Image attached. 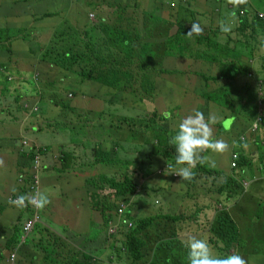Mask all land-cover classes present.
<instances>
[{
	"label": "trees",
	"instance_id": "trees-1",
	"mask_svg": "<svg viewBox=\"0 0 264 264\" xmlns=\"http://www.w3.org/2000/svg\"><path fill=\"white\" fill-rule=\"evenodd\" d=\"M4 1L7 3L6 5H4ZM76 1L80 7L89 4L88 0ZM114 1L118 2V4L114 5L113 11L122 10L126 13L129 7L132 10L130 14H127L130 20H127L126 28H124L121 22L123 20V14H118L119 22L111 27V30L107 28L102 29L101 26L96 30L97 24L88 19L84 24L85 29L74 31L70 28L68 34L72 32L71 34L63 33L57 42L56 40L54 42L51 40L49 44L41 48V51H37L33 48L34 41L32 39L36 38V34L41 31L42 27L44 28V17H50L51 15L39 16L35 14L30 16L32 22L29 21L30 24L24 28H0V31L2 30L0 32V53L5 50L7 54L4 60L7 59L16 62L26 61L27 59L24 55H29L28 70L32 72V77L39 85L45 89L55 88L58 84L64 86L65 82H67L66 84L78 85L91 81L99 84L102 90L103 88H107L108 96L106 98L108 99L113 97L116 90H125L133 93L125 104L132 107V109H139L141 112L129 124V138L133 144H142L143 140L148 142L150 136L153 135L158 139V146L154 147L155 150H152L149 154L150 156L147 158L141 159L139 157L137 159L136 167L141 168L144 173L143 178L145 180L143 183L136 177V170H131L129 163L124 168L119 165V169L116 171L120 177L119 179L111 178L108 174L103 176L94 174L84 182L78 181L81 177L79 176L78 178V175H76L78 179L74 180L75 182L77 181L75 185L79 192L82 193L78 200V205L80 207L85 204L88 205V198L84 197V183H86V194L90 198V204L88 205L90 214L92 213L93 218L94 213L97 212L100 218L99 223L101 226L103 225V228L97 229L94 221L91 220V231L94 235H88L84 238L85 234H82L80 237L88 239L89 242L91 240L92 244L95 239L99 240L104 235L110 222H115V218L118 216L116 210L117 205L121 202L130 203L132 197L137 194L138 188L142 191L147 186L146 195L152 190L161 192L163 198L165 197L166 199L164 201L165 206L160 209H152V205L151 209H149L150 205H148V208L146 205L142 208L139 207L140 213L132 219V228H128V225L124 223L118 231V234L121 233L124 236L121 250L117 248L118 242L112 240L115 239L114 236L105 238L106 241L108 240L111 244L114 253L117 255V259L120 261L124 259L126 264H189L188 249L185 247V243L191 237V234H187L185 237L184 231L187 229L193 230L192 227L185 228V225L188 220H192L196 216L192 217L193 214L191 213H174L171 206L174 207L175 204L170 200L172 198L171 186H164L167 174L160 171V169H163L169 162H175L176 150L175 146L170 143V140L176 134L173 131L176 127L175 125L170 126L173 123L169 119V115L173 118L171 115L172 111L168 110V107L160 110L158 107L159 99L153 97L154 95H159L157 86H163L160 84V81L156 83V79L161 74L167 75V73H170V69L165 70L162 67L161 64L163 63L174 62L178 64L175 65L176 69L186 70L189 67L184 68V65H181L185 63V59H187L185 64L200 65L197 60L208 61V58L214 60L215 57H219V61L222 62L219 66L222 70L226 71V74L221 73V76H225V79L229 83L237 77L244 79L246 83L250 82L256 86L255 79L249 77L248 74H257L258 77L260 76L264 79L262 72L264 71V20H261L258 15L253 17L251 15L252 11L249 9L247 10L248 14L246 16L238 17V33L241 37H244L242 40L235 41L236 45L241 44L244 47L239 52L238 49L233 50L229 48L234 42L231 37H229L225 45L214 44L211 47L212 42L208 38L207 33L194 34L191 37L186 35L190 28L185 27L181 21L182 13L191 12L192 17L196 14L188 8V5L184 6L182 2L175 3L172 9L170 8V13L157 20V25L158 23L160 25L159 28L156 26L152 29L147 18L144 22L143 29H140L138 23L134 25L136 23L132 21L134 17L140 14L139 8L141 5L138 0H128L132 4L125 3L122 0ZM10 4L16 6L15 11ZM28 4L27 0H0V24L10 23L13 24L11 26H18L19 24L16 23V20L25 18L22 11L19 12L20 7ZM143 8V16H152L153 21L158 18L154 16L159 11L158 7L150 8L144 6ZM171 17H174L175 21H172ZM89 25L91 26L89 27ZM167 25L170 27L167 28L168 31L167 29L163 30L162 27ZM160 29L161 31L159 32ZM249 29H251L252 34L248 38L246 32ZM139 30L144 33L141 34ZM194 37L197 39L195 50H189L188 45L194 41ZM249 39L256 40L255 44L251 45ZM21 40L25 41L26 45H19ZM203 40H207V50L202 48ZM55 42L56 47H53ZM58 45H60L61 50H58ZM23 46H26V48L24 49ZM246 50L250 51L249 54L246 53ZM257 58L258 60H255ZM227 62L230 65H227ZM198 72L202 74L201 77L205 79V83L209 79H214L212 75L207 76L205 64L198 69ZM208 86L212 85H205V88H208ZM165 88L167 90L169 89V87ZM215 90L216 87H211L212 92H215ZM71 93L72 95L74 94L73 92ZM123 95L118 101L121 105H124ZM142 96L148 99L147 102H150L153 106V109L148 113H146L147 104L140 101ZM53 99V103L57 104L55 102L56 98ZM207 99L209 104L211 102L216 107L224 105V99L218 101L217 98L214 100L210 96ZM112 101L111 99L110 102ZM141 116L143 118H140ZM137 124L144 129V133L140 139L133 136ZM112 142L110 140L109 145L113 144ZM263 145L264 141L255 144V149L252 151V153H255V157L262 155L264 159V152L261 154V151L264 149ZM98 153L101 161L104 163L106 153L108 152L98 150ZM237 153L239 154V160L235 163L234 168L229 166L227 168L223 167L226 169L218 170L202 162L198 163L195 169H193L195 178L189 182L190 187L195 186L194 184L198 178H216L214 180L223 178V181L218 187V198L215 199V204L220 203L223 206V210L218 211V213L216 212L217 222L210 229V235L212 236L210 238H204L199 235V238L207 239L215 253L221 257L227 256L233 251L239 255L245 254L246 258L249 259L256 257L254 258L256 261L264 264V253H257L259 248L258 242L253 241V244L256 245L252 244L253 247L256 246V251L252 250L247 252L250 245L242 239V234L239 233V229L231 213L226 210L228 208L227 204L234 200L235 185L244 191L241 194L249 192L242 185L243 176L247 175L245 169H249L245 168L247 165L245 159L247 158L244 157V152L237 151ZM62 154V157L59 158V161L55 165V169L61 168L58 171L60 175H68L69 172L75 173L77 169L68 166L71 155L65 154L64 152ZM248 157L253 159V156ZM110 160L114 162L113 165L121 162L116 158H111ZM230 160L232 161V159ZM261 164L263 165L262 162ZM29 170H31L30 167L27 169L20 168L19 173L22 174L25 171L27 172V177L30 178ZM241 174L243 176H240ZM170 177V179H176L172 175ZM172 187L176 189L174 185ZM108 189L114 192L109 196L111 200L107 199L103 194L104 190ZM17 190L22 193L27 191V183L19 184ZM175 193L178 194L177 191ZM250 195L253 209L255 208L254 203L257 206L255 220L264 224V207L259 204L257 199L253 198L252 194ZM243 198L244 196H241L238 201ZM183 204L184 202H182L181 209L183 208ZM10 208L14 210L16 207L11 206ZM18 216L17 219H12V222L10 219L8 220L5 226V229H9L8 232L3 231L0 233V241L4 242L5 249L10 254L18 246L21 236L19 234V225H17V223L21 222V215ZM130 219L131 214L129 212L125 220ZM257 222H255L256 225H258ZM14 224L16 227L12 228ZM93 226H95V229H93ZM44 229L47 230L50 228ZM54 229L56 230L55 232L47 230L49 232L46 231V233L38 235L43 244L42 251L45 253V257H37L33 249L24 245L20 248V251L22 250L21 254H17V264H103L102 262L97 263L96 258L100 257V255H96L95 248L91 249L88 253H85L86 250L84 247L82 250L72 248L68 249L66 255H64L60 252L61 248L57 247L61 245L63 238L58 233L60 231L57 230L56 226H54ZM252 231L253 229L250 230V232ZM194 236L198 237V235ZM76 237L79 238V236ZM71 239L75 240L74 238ZM38 242L40 243V241ZM87 247L90 249V246L87 245ZM48 249H51V251L49 252ZM27 250H31V253H26ZM120 251L123 257L120 255ZM1 254L2 251H0V261L2 258ZM57 258L61 259L58 260ZM42 259L46 262H42Z\"/></svg>",
	"mask_w": 264,
	"mask_h": 264
},
{
	"label": "rangeland",
	"instance_id": "rangeland-1",
	"mask_svg": "<svg viewBox=\"0 0 264 264\" xmlns=\"http://www.w3.org/2000/svg\"><path fill=\"white\" fill-rule=\"evenodd\" d=\"M28 5L20 7L19 12L22 11L23 16H25L24 19L16 20L18 26H11L13 24H5L1 23L0 28L10 27V28H24L25 26L29 25V21L32 22V19L30 16L32 15H51L50 17H44V28L42 27L41 31L36 34V38H33L34 41L33 48L37 51H41V48L49 44L50 41L56 42L58 41L61 34L66 33L68 34V31L70 28H72L74 31L76 30H82L84 28V24L88 19H90L91 22H96L97 29L99 27V24L102 29H112L116 23L119 22L118 14H123V20L121 21L123 23L124 28L127 27V20L128 15L131 13V9L127 8V12L124 13L122 10L113 11L111 8H114L115 4H118V2L114 0H88L93 6L85 5V7H80L77 4L76 0H27ZM140 1V0H139ZM86 3V2H85ZM7 3L4 1V5ZM12 9L15 11L16 6L14 4H10ZM140 10H143V7L140 6ZM258 10L264 11V7H259ZM18 12V13H19ZM111 13V14H109ZM143 15V13H141ZM135 18V22L137 25L138 19ZM150 22V27L154 29L156 26H159V23L157 25V20L160 19L158 17L156 20L153 21L152 16H148L145 18ZM105 19V20H104ZM172 21H175L174 17H171ZM70 21V22H68ZM181 21L183 22L184 26L191 29V25L194 23H198L201 27H203L205 24L202 22L204 21L203 18H199V22L197 21H188L187 23H184V19L181 18ZM181 22V23H182ZM141 23V21H140ZM26 24V25H25ZM186 24V25H185ZM220 27H221V23ZM23 25V26H22ZM141 25L138 23V26ZM2 26V27H1ZM91 25H89L90 27ZM109 26V27H107ZM231 28L230 32H227V34H232V37L234 40H242L244 37H241V35L238 32V23L235 26L228 25ZM170 28L169 25L162 27V29ZM219 28L213 27L209 28L208 30H203V32H208L209 30L217 31ZM2 31V30H1ZM0 31V32H1ZM161 29L159 30V32ZM168 31V29H167ZM202 32V33H203ZM70 32L69 34H71ZM68 34V35H69ZM246 34H248V38L250 37V34H252L251 29L247 30ZM225 35V34H223ZM144 36V35H143ZM226 36V35H225ZM52 37V39H50ZM227 37V36H226ZM64 40H66L65 37H63ZM56 42L53 45V47H56ZM256 40L249 39V43L251 45L255 44ZM24 44L26 45V42L21 40L19 42V45ZM25 49L26 46H23ZM44 49V48H43ZM46 49V48H45ZM236 49L243 50V45H238ZM4 50V49H3ZM58 50L60 49V45H58ZM249 50H246V53L249 54ZM7 54V52L4 50L2 53H0V59H4ZM26 54V53H25ZM26 56V61L22 62V65L27 66L29 64V55ZM33 57V55L31 54ZM194 58V57H192ZM255 60H258L255 59ZM210 61V62H209ZM187 62V59H185V63ZM198 64L200 65H189V64H181L185 65L186 67H189V69L181 70L176 69L175 65H178L177 63L173 64H161L162 67L167 70L170 69V73H167V75H172L174 77V80L170 77L168 79H165V76H161L159 78V81L163 82L162 86H157L159 89V95H154V98L159 99L158 107L161 110L162 108L165 109V107H168V110H171V115L176 118V120L179 118V121H181L184 117L191 114L193 110H197L195 106H192L191 103L197 104L200 103L202 105L203 101L205 99L209 98V96L214 95L218 101L221 99H224L223 101L227 100H239L244 95H239L242 91H244V88L242 84L239 82L237 78H234L230 85L227 79H225V76H221V73L226 74L225 70H222L219 64H222L221 61H219V57H215L214 60L211 58H208V61L203 60H197ZM205 64L206 66V74L207 76H214V79H209L207 82L212 84V86H208L206 91H201V95L203 98L201 100L194 97V95H197L196 92H200V76L201 73L198 72V69ZM227 65H230V63H226ZM38 67L37 65H35ZM21 70L24 69L23 66H20ZM18 71L14 74H16L13 79V85H16L19 78H32V72L29 70H23L24 75L22 74V71ZM183 71V72H182ZM185 71V72H184ZM263 77H264V71ZM9 73V72H8ZM260 73V72H259ZM37 74V73H36ZM25 75H29L28 77H25ZM224 78V79H222ZM255 78H258V75H255ZM2 85L0 84V97L2 94V89L4 86V89L6 90V87L8 86L7 78L1 77ZM28 83L34 88V93H38V88H35L32 85L31 81H28ZM64 83V86L56 85L55 88H48L44 90V97L45 100L43 104H41V111L39 108L40 102L38 101V96H33L34 94H30V96H25L20 100L17 101V98H14L9 93H5V100L4 102L0 103V205L5 207L4 210V220L9 217L10 215V208L11 206L8 205V203L5 205V201L7 196H12L15 194V191L18 188L19 180H22L23 183L30 182L29 178L27 180V172L23 171L22 174L19 173V171L13 166V158H12V148L13 144L11 142H7V144H4V141L9 138V135L6 131V128L12 125L17 120L16 117H20L22 119L26 118V116L29 114V112L24 109H33L34 105L36 107L34 108V111L37 112L39 115V119L35 118L36 115L30 117L27 119L26 124L22 125L20 121H15L20 124L21 127H19V130L16 134V138L19 139L22 136H26L29 140L33 141L34 143L39 142L44 147L47 148L48 154H52L55 147H58L62 152L65 154L71 155V160L68 163V166L70 168L77 169V167H81L83 164L86 165L84 168H88L89 171H97L98 173H102L104 169H108V175L111 178L119 179V175L116 173V171L119 169V166L113 165L114 162L111 161V158H116L120 161V158H124L125 166L127 167V163L131 162L133 165L130 167L131 170H136V177L139 179L141 183L144 181L143 178V171L141 168H137V164L135 162L137 161V156L141 152L139 151H145L149 152L152 150H155L154 147L158 146V139L154 137L153 135L150 136L149 142L143 140L141 146L137 144V150L135 149L131 150L129 149L127 151H122V145L119 144V142L123 139V133L118 129V127H124L127 126L124 122L132 123L134 121V118L139 116L140 110L139 109H132V107L125 104L127 100H129L133 93H130L128 91H115L113 94V97L111 98L113 101L110 102L111 99L106 98L108 96L107 88L101 89L99 84H96V82L88 81L85 83H81L78 85H72V84H66ZM27 85V84H26ZM165 87H169L167 90ZM211 87H216L215 92L211 91ZM199 88V89H198ZM246 88V87H245ZM248 88V94L250 97V100L247 104V108L245 109L243 107V103L238 106L239 107V116L242 118L240 121H250L254 120L252 113L255 112V110L260 108L258 100L259 97H257L258 91H256L255 87L252 85H247ZM218 91V92H217ZM29 91L28 93H30ZM69 92H73L72 99H69ZM217 92V93H216ZM123 95V102L124 105L118 104L116 101H119ZM244 94V93H243ZM87 96V98H85ZM93 96V97H92ZM201 97L200 95H198ZM152 97V98H153ZM9 98L12 99L13 102H9ZM55 99V103L54 99ZM53 99V101H52ZM142 103L147 104L146 113H148L150 110L153 109V106L150 102H147L148 99H146L144 96H142L141 100ZM254 101V102H253ZM83 102V104L81 103ZM138 102V101H137ZM255 103V104H254ZM219 105V104H217ZM145 106V105H144ZM222 107H226V105H219ZM255 106V110H250V108ZM212 108V107H211ZM213 108H217L213 105ZM144 111V110H142ZM139 114V115H137ZM137 115V116H136ZM258 116V115H257ZM28 117V116H27ZM140 118H143L141 116ZM257 118V117H256ZM235 123L234 130L231 131V135L237 134V131H239V124L237 120H221V125H231L232 123ZM39 125L40 131H33L31 126ZM27 125V128L29 131H26L24 128ZM179 122L176 123V129L174 132L176 133L178 130ZM220 125V122L215 124V127ZM174 127V128H175ZM132 129V128H131ZM248 130V129H244ZM221 130L217 129V135L219 138L222 136L219 134ZM144 133V129L137 124L136 130L133 134L134 137L137 139H140L142 137V134ZM230 135V136H231ZM240 135H236V137H239ZM256 139L258 142L264 141V127L263 125L260 127L259 131L255 134ZM109 137H112L116 144H110ZM257 142V143H258ZM37 143V144H39ZM119 144V145H118ZM264 146V145H263ZM95 149V151L93 150ZM254 148H249V150H253ZM28 150V149H27ZM98 150L107 151L106 153V160L103 163L101 161V158L99 156ZM92 151L91 156L95 158L94 160H89V153ZM247 151L243 150L242 152ZM264 152V149L261 151V154ZM109 154V155H108ZM20 155V154H19ZM209 155V159L207 161L208 166H212L218 170H223L227 167L228 162H230V152L227 151L223 154L219 153H204V156L207 157ZM8 156L10 158L7 163L3 164V157ZM141 157V154H140ZM24 158V157H23ZM142 158H146L142 157ZM98 159V162H97ZM123 160V159H122ZM134 160V161H133ZM246 160V167L249 169H245L247 172L246 176H243L242 174L240 176H243V182L242 185L244 188L248 189V193H242L244 192L238 188L237 185L234 186V200H232L229 204H227V212L231 213V216L237 225L239 229V233L242 234V239L247 241L250 245L248 251H256V246L253 247V241L258 242L259 248L257 250L258 254L264 253V224H261L262 222H257L255 220L256 213L255 210L257 208L256 203H254L255 208L253 209L252 201L250 200V194L253 195V198L257 199L259 204L264 207V159L263 156H257L253 159H245ZM24 163L20 162L21 165H16L17 168H26L25 164L28 160H25ZM205 162V161H204ZM263 163V165L261 164ZM101 163V164H99ZM253 163V164H252ZM113 165L112 167H109ZM174 168L177 169L178 165L173 164ZM109 167V168H108ZM116 168V169H114ZM61 168H58L54 170V172L60 176L59 170ZM79 171V170H77ZM88 171V170H86ZM112 171V172H111ZM162 172L167 173V177L164 186H171V194L172 198L170 199L172 203L175 204V206H171L174 213H184L193 214L192 220H188L186 227H192L193 230L187 229L184 231V236L186 237L187 234H191V236L198 235L197 238H199V235L201 237H207L210 238L212 235H210V229L215 225L217 222V216L216 214L218 211L223 210V206L219 204H215V199L218 198V187L220 186L221 182L223 181V178H220L218 180H214L212 178L206 179V178H198L195 186L190 187L189 182L187 180L182 181L181 177H177L178 179H170L171 174L170 171H167L166 169H162ZM54 172H47L45 175H51L57 178L58 182H63L61 186L56 190L53 191V186H47L45 188V194L50 200V204L47 207V209H53L61 208L63 205V208L61 210V217L62 219L58 220V224L60 227H65V223H67L66 218L68 215L72 212L75 214H78V211H81L77 207L78 203V196H73L70 193L74 191L73 184L71 186H68V182L71 180H66L63 177H57ZM175 172V171H174ZM18 174V179L17 175ZM44 174L42 173V176ZM175 175V174H174ZM242 178V177H241ZM183 183V184H182ZM86 185V183H84ZM174 185L176 189L172 187ZM155 187V186H152ZM250 187V188H248ZM157 188V187H155ZM110 189V188H109ZM106 190L104 191V196H107V199L111 200L109 196H111L114 192L113 190ZM12 190V191H11ZM147 186L143 188V190H139L136 195H134L130 201V203L124 202L127 206V208H133L134 214L138 215L140 213L139 207H146L148 208V205H150L149 209H160L163 206H165L166 199L163 198V195L161 192H156L155 190H152L149 194L146 195ZM158 190V189H156ZM175 191L178 192V194L175 193ZM186 192L187 195H186ZM247 192V191H246ZM63 194V196H61ZM22 195V192L18 196H12L14 199L18 198ZM241 196H244L243 199L240 201L239 198ZM163 200V201H162ZM174 201V202H173ZM238 201V203H236ZM110 202V201H108ZM182 202L183 208L181 209ZM225 205V203H224ZM117 210V207H116ZM24 212V211H22ZM82 212V211H81ZM217 212V213H216ZM198 213V214H197ZM197 214V215H196ZM135 215V216H136ZM47 216V215H46ZM49 216H47L48 218ZM60 217V216H59ZM118 218H115V222H111V229L113 231V234H115V239L117 243V248L120 250L122 249V242L124 240V236L119 233L117 230V222ZM11 220V219H10ZM43 221V218L41 219ZM258 225H256V223ZM68 228V224L66 225ZM250 232V230H252ZM109 230V234H112ZM36 229L34 230V232ZM34 232L31 234V236L34 234ZM22 233L21 227L19 234ZM40 234V232H38ZM31 236L27 237V244L28 246L34 250V254L37 257L42 258V247L43 244L39 243L38 241L34 240ZM105 238H109L108 235V229L104 232ZM183 237V236H182ZM36 241V242H35ZM253 244V245H252ZM37 245V246H35ZM111 248L110 253H105L102 256L97 258V263H103V264H126L125 260L123 259L120 261L117 259V255L114 253V250ZM247 249V248H246ZM49 252L51 249H48ZM245 252V251H244ZM234 253L233 251L230 252V254ZM246 253V252H245ZM120 255L123 254L120 251ZM2 258L5 256L1 254ZM244 257L247 261V264H263L260 261H256L252 257L251 259L246 258L245 254L241 255ZM123 257V256H122ZM261 258V257H258Z\"/></svg>",
	"mask_w": 264,
	"mask_h": 264
},
{
	"label": "crops",
	"instance_id": "crops-1",
	"mask_svg": "<svg viewBox=\"0 0 264 264\" xmlns=\"http://www.w3.org/2000/svg\"><path fill=\"white\" fill-rule=\"evenodd\" d=\"M122 1L125 2V3L128 2V3L132 4V2H129L128 0H122ZM138 2L140 3V5L142 7H144V6H146V7L148 6L150 8H154V7L157 8L158 7L159 11H157V13H156L157 15H154V16H157V17H160V18L161 17L163 18V16H165L168 13H170V8L172 9V7L170 6V3H176L177 4L178 2L179 3L182 2L184 4V6L188 5L189 6L188 8L190 10H192L197 16L195 15V16L192 17V13L191 12L182 13V15H183L182 19H184V23H187L188 21H191V22L192 21L193 22L197 21V22H199V18H203L204 21L202 22V24L203 23L205 24L202 27L203 30H208L209 28H213V27L219 28L217 31L209 30L208 32H204V33H207L208 34V38L211 39V42H212L211 45H210L211 47L214 44L225 45L226 42L228 41L229 37H231L233 39L232 34H227V33L221 31V27H220L219 23L223 22L225 25L235 26L238 23V17L239 16L240 17L246 16V14H248V11H247L248 9L250 11H252L251 15H253V17L256 16V15H258V16L259 15H263L264 16V11L258 10L259 7H264V0H248V3L245 6H239V7H235V6L231 5V4H229L228 0H166L165 2H162L161 0H140V1L138 0ZM88 6H93V4H91L89 2ZM140 8H139L140 14H138L136 17L138 19V23L141 24V25H139V28L143 29L144 22L146 21L145 18L147 16L145 17V16H143L141 14L143 12V10H140ZM111 10H113V7L111 8ZM241 10L245 11V15H243V16L240 15L239 12ZM152 13H154V12H152ZM238 13H239V15H238ZM109 14H111V13H109ZM260 19L264 20V17L260 18ZM128 20H130L129 16H128ZM132 21L135 22V18H133ZM140 21H141V23H140ZM94 23L96 24V22H94ZM99 26H100V24H99ZM158 28H159V26H158ZM139 32L141 34L144 33L143 31H140V30H139ZM223 34H225L227 37L225 35H223ZM50 39H52V37ZM236 40H238V39H236ZM236 40H234V42L229 46L230 49L237 50L236 47L238 45H236V43H235ZM196 42H197V39L194 37V41L189 43L188 49L189 50H195ZM202 48L204 50H207V40L206 41L205 40L202 41ZM240 51L241 50H239V52ZM4 61H6V63H7V65H8L10 70H9L8 74L0 72V84L2 85L1 77H6L7 78V82H8V86L6 87V90L4 89V86H3L2 94H1V97H0V103L4 102V100L6 98L5 97V93L6 92L11 94L12 96H14V98H17L16 102H19L25 96H30V94L31 95L34 94L33 96H38V100L40 102V104L38 106H39L40 111H41V104H43V102L45 100V97H44L45 88H42L39 85V83H38V86L36 84H33L32 78H30V79L29 78H27V79L26 78H19L17 84L13 85V82H14L13 77L16 75V74H14L15 71L16 72L20 71L21 70L20 66L24 67V69H23L24 71L28 70L29 67L22 65L21 61L16 62V61H11V60H7V59L4 60ZM166 64H173V63L172 62H168ZM179 66H180V64H179ZM184 68H187V67L184 65ZM23 70H21V71H22V74L24 75ZM162 75L165 76V79H168V78L171 77L174 80V77L172 75L169 76V75H166V74H161L160 76L157 77L156 83L159 82V78ZM28 76L29 75H25V77H28ZM9 77H11V78H9ZM199 79L201 81L200 86L202 87V89L198 88L200 90V92H196L197 95H194V97L199 99V100H201L203 98V96L201 95V93H202L201 91H206L205 90V85H212V84H210L208 82L205 83V79L203 77H201V76H200ZM237 79L239 80V82L242 84V86L244 88V91L239 93V95H244V96H242V98H240L239 100H227L226 99L225 100V102L227 103L226 107H223L221 109H219V107H217L215 109V108H213V103L210 102V104H209L208 101L205 99V101H203L202 105L200 103H197V104L191 103V108H192V106H195V108L197 110H200V111H202L204 113L206 118H207V116H208V114L210 112H214L219 117L222 118L221 120H225V121H227V120H237L238 124H239V131H237V134L231 135V131L234 130V126H235L234 122L231 125L229 124V125H223L222 126L221 125V121H220V125H218L217 128L215 127V125H213L214 136L217 139H223L226 142H228L229 145H230L229 151L232 150V149L235 150V152L247 150V151H244V153H245L244 157L250 159V157H248V156H253V158H255V153H252V151L255 149V144L258 142V140L256 139V136L245 135V132L249 130L250 126L255 121V119H256V117H257V115L259 113V110H258V108L255 110V106L250 108V110H255V112L252 113L254 120L240 121V120H242V118L239 116V107L238 106H240L241 102H242L243 103V107L245 109H248L247 108V104H248V102L250 100V97H249V94H248L247 85L248 86L249 85L254 86L256 91H258L257 97H259V90H258V87H257L258 80H257V78L255 79V81H256V86H255L254 84H252L250 82L246 83L244 81V79H242V78H237ZM260 79H263V78H260ZM28 81H31L32 85L35 88H38V90H39L38 92H40V94L33 92L34 88L28 83ZM261 81L262 80H260L259 82H261ZM230 83H229V85H230ZM160 84L163 85V82L160 81ZM29 91H31V92L28 93ZM198 95H200L201 97H199ZM210 97H213L214 100H216V97L214 95H211ZM14 98H9L8 101L9 102H13L12 99H14ZM85 98H87V96ZM81 103L83 104V102H81ZM27 116H26V118L29 119L33 115H31V116L27 115ZM26 118L22 119L20 117H16L17 120H15V121H20L22 123V125H24V124H26V121H27ZM35 118L39 119L38 116L35 117ZM169 119H170V121H173V123L170 126H172V125L176 126V123H178V122L180 123L179 118L176 120V118H174V117L171 118L170 115H169ZM15 121H12L14 123L6 128V131H7L8 135H9V138L4 141V144H7V142H11L13 144V148L11 150L12 153H13L12 154L13 166L19 171L20 168H17L16 165H21L20 164L21 160L24 163L23 160H24L25 157L23 158V156L19 155L20 153H19V149H18V139L16 138V134H17V132L19 130L20 124L18 122H15ZM263 127H264V125H263ZM24 128L26 129V131H29V129L27 128V125ZM31 128L33 129V131H40L41 130L40 126L39 125H35V124H33L31 126ZM122 128H123V130L121 132L124 135H123V139L119 142V144L122 145V148H123L122 151H127L128 152V150L131 149V147H132L131 150L135 149V151H136L137 150V144H133V142L129 138V127H122ZM245 128L248 129V130H244ZM217 129L221 130L220 131L221 133H219L222 136L221 138H219V136L217 135V133H218ZM174 130L175 129H173V131ZM240 134H241V136L236 137V135H240ZM243 136H247V137H245L246 138V141H244L245 143L242 142ZM110 140L113 141L112 143L116 144L115 140L112 137H109V141ZM233 142H235V146H233ZM37 143H39V142H37ZM244 144H247L248 147L247 148L243 147ZM40 145H42V144H40ZM138 145L141 146V143H138ZM252 147L254 149L253 150H249V148H252ZM0 148H1V144H0ZM93 151H95V149ZM210 152H211V150L207 151L206 153H210ZM91 153H92V151L88 155L89 160H94L95 158H93L91 156ZM150 153H151V151H149V152L141 151V153H140L141 154V159H145V158H142V157H145V156L147 158L148 156H150L149 155ZM140 154H139V156H137V159L140 157ZM62 155H63L62 151L58 147H55V149L52 152V154H48V150L46 148V152L43 154V169H42V173L44 175L42 176V192L41 193H43L44 195H46L45 194V188L47 186H49V185L53 186L52 190L56 191L61 186V184L63 183V182H61V183L58 182L57 178L52 176L53 173L51 175H45V173H47V172H54V170H56L55 169V165L59 161V158L62 157ZM207 157L209 159V155H207ZM10 158H8V156L3 157V160H2L3 164L7 163V161ZM122 159L120 158L121 162L117 163L116 165L117 166L120 165L121 167L124 168V167H126L125 164H124L125 161H124V158H122ZM208 159L205 160L206 164H207ZM230 159H231V157H230ZM25 160H28V159L25 158ZM128 163L130 164V166L133 165L131 162H128ZM99 164H101V163H99ZM135 164H137V161L135 162ZM172 164H176V163L172 162ZM226 164H228L227 167H229L230 164H231V160H230V162H228ZM29 165H30V162L28 160L26 162V164H25L26 169H27V167H29ZM83 166L85 167L86 165L83 164L81 167H77V170H79V171H76L75 173L69 172L68 175H60L61 177L65 178L66 180L71 179L67 184H68V186H71L73 184L74 191L72 193H70V194L73 195V196L74 195L78 196V200L80 199V196H81L82 193L79 192L77 186L75 185V183L77 182V181L76 182L74 181L75 179H78L79 176H80L81 178L78 181H84L85 182L86 179H88L91 175L95 174V175L103 176L105 174H108L107 171H109V170H104L102 173H98L97 171H89L88 168H84V170H83ZM224 166L225 165H223V167ZM86 170H88V171H86ZM16 175H17V179H18V174H16ZM76 175H78V178H76ZM56 176L60 177L57 174H56ZM142 182H144V181H142ZM18 188H19V184H18ZM104 191H106V190H104ZM19 194H20L19 190H16L15 194L12 195V196L15 197V196H18ZM12 196L8 195L4 204L6 205L8 203L9 206H12L14 208L16 207V208L13 210L12 208L9 207L11 209L10 210V215L5 220H4L5 207L0 205V233H2L3 231L4 232H8L9 229H5V226L8 223V220L11 219V222H12L13 221L12 219H17L19 217L18 215H21V222L17 223V225H19V232H20V227L22 228V224H23L22 222L30 217V213L28 211H26V209L21 208V207H17V206H13L9 202L10 198ZM61 196H63V194H61ZM84 197L88 198V205H89L90 204V198L86 194L85 185H84ZM49 204H47L42 209L43 222H42L41 225H39L36 228V231L31 236L34 240L36 239V241H40V243H41V240L38 237V235H39L38 232H40V234L41 233H46L47 230H51V231L55 232L56 230L54 229V226H56L57 230L60 231L58 233L63 238L61 240V245L57 246V247L61 248L60 252H62L64 255H66V252H67L68 249L77 248V250H82L83 247L86 250L85 253H88V252H90L91 249L95 248L94 250H95L96 255H100V256H102L105 253H110L111 252V248H110L111 244L108 242V240L106 241L104 235L101 238H99V240L95 239L93 244H92L91 240L89 242L88 239H83V237H80V236H82V234H85L84 238L87 237L88 235H94V233L91 231V220L94 221L95 225L97 226V229L103 228V225L101 226V224L99 223L100 222V218H99L98 213L95 212L94 216L92 218V213L90 214V211H89L90 208H89L88 205L85 204L82 207L77 205L78 209L81 210L82 212L78 211L79 212L78 214H75V213L71 212L68 215V217L66 218L67 223L64 222L65 223V227H60L59 224H58V220L62 219L61 210L63 208V205L61 206V208H57V205H56V208L47 209ZM131 209H132L133 215H136V213L134 214L133 208H131ZM22 211H24V212H22ZM46 215L49 216V217L47 218ZM67 224L69 226H68V229L66 230V228H67L66 225ZM14 227H16V225H13L12 228H14ZM44 228H50V229L46 230ZM93 229H95V226H93ZM47 232H49V231H47ZM76 236H79V238H77ZM71 238H74L75 240H73ZM87 245L90 246V249H89V247H87ZM22 246H24V245L16 246L17 254L18 253L21 254L22 250L20 251V248ZM25 246H28L27 241L25 242ZM0 251H2V254L5 256L4 258H1L0 264H8V259L10 258V253L5 249V245H4L3 241H0ZM26 253H31V250H27ZM41 256H42V258L45 257V253L42 252ZM57 259L60 260L61 258H57ZM42 262H46V261L44 259H42ZM42 264H48V263H42Z\"/></svg>",
	"mask_w": 264,
	"mask_h": 264
},
{
	"label": "clouds",
	"instance_id": "clouds-1",
	"mask_svg": "<svg viewBox=\"0 0 264 264\" xmlns=\"http://www.w3.org/2000/svg\"><path fill=\"white\" fill-rule=\"evenodd\" d=\"M162 1V0H161ZM166 1V0H165ZM162 1V2H165ZM228 3L235 6L239 7L241 5H246L248 3V0H228ZM175 3H170V6ZM221 31L222 32H230L231 28L228 25H225L223 22L221 23ZM203 28L198 24L194 23L191 25V29L187 32L186 35L189 37L195 35L202 34ZM9 67L3 59H0V72L8 74L9 72ZM38 75V74H36ZM249 77L255 78V75L248 74ZM11 78V77H9ZM262 77H258V90H259V113L255 121L252 123L250 126L249 130L245 132V135H253L259 131L260 127L264 125V79H260ZM262 80L261 82H259ZM33 84H36L38 86V82L32 77ZM205 90H207L205 88ZM40 94V92H38ZM72 93L69 92V99H72ZM93 97V96H92ZM208 101V99H206ZM39 101V100H38ZM118 104H120L118 101H116ZM224 105L227 106V103L225 101ZM209 103V102H208ZM242 104V102H241ZM37 104L34 105V108L36 107ZM121 105V104H120ZM219 109L223 108L222 106H217ZM33 109H24V111L29 112V116L31 115H36V117L40 114H37V112L34 111ZM139 115V114H137ZM136 115V116H137ZM138 117V116H137ZM136 117V118H137ZM134 118V119H136ZM221 117H219L216 113L210 112L207 116L205 117L204 113L200 110H193V112L186 117H184L179 125H178V130L174 136H172L170 143L175 146L176 150V155H175V163L176 165L180 166L177 169L174 168L173 164L169 162L164 169L167 171H170V174L178 179L177 177H181L182 181L187 180L191 181L192 179L195 178V172L193 169L197 166L198 163H202L205 160L208 159V157L202 155L203 153L211 150L214 153H219L223 154L230 149V145L228 142H226L223 139H217L214 136V128L213 125L219 123L221 121ZM127 124V126L124 127H129L130 128V123L124 122ZM21 127V126H20ZM120 131L123 130L122 127H118ZM247 136H243L242 142L246 141ZM27 141L28 146H24L23 142ZM245 143V142H244ZM233 146H235V142H233ZM39 148L40 154H41V169L39 172L40 178H41V183H40V193H38L36 196H33L31 198L26 197L28 195V190L23 192L21 196H19L16 200L12 201L14 199L13 197L10 198V203L13 206L21 207L26 209L30 213V217L26 220H24L22 223V233L20 234V240H19V245H25V242L27 241V237L31 236V234L34 232V230L42 224L43 221L41 219L43 218L42 215V209L50 203V200L46 195H44L42 192V169H43V154L46 152V147L34 143L33 141L29 140L26 136H22L18 139V149L19 153L21 156L25 157L26 159L29 160L30 165L29 167L31 168L30 171V178L29 180L31 181L32 176L34 175V169H33V159L35 157V149ZM243 147L247 148L248 145L244 144ZM28 149V150H27ZM230 157L232 159L230 166L233 168V164L238 162L239 160V154L235 152V150H230ZM28 168V167H27ZM162 169H160L161 171ZM175 171V172H174ZM167 174V173H165ZM175 174V175H174ZM28 181L27 180L25 182ZM23 181L19 180V184H22ZM30 182L27 183V189L28 185ZM25 184V183H24ZM32 203L36 208H38V212L40 215V221L36 223L34 226L32 232L26 237V239L23 241V227L24 224L26 223L27 220L32 219L35 213V210L31 207L30 203ZM24 203H26L24 205ZM24 205V206H23ZM121 205H124V210L122 213L119 212V209ZM117 230L123 226V224H127L128 228H132V219H134L136 216L133 215L132 209L127 208L126 204L124 202H121L120 204L117 205ZM130 212L131 214V219L130 220H125L127 214ZM15 225V224H14ZM108 229V235L109 238L112 236L115 237V234H113V231L111 229V222L109 226L107 227ZM106 229V230H107ZM109 230L112 234H109ZM185 247L188 249V260L189 264H247V261L244 257H242L239 254L232 253L227 256H219L215 253L213 247L210 245L207 239L203 238H197L195 236L189 237L187 242L185 243ZM17 252V249L10 254V256ZM98 258V257H97ZM96 258V259H97ZM97 261V260H96ZM8 264H9V259H8Z\"/></svg>",
	"mask_w": 264,
	"mask_h": 264
},
{
	"label": "built area",
	"instance_id": "built-area-1",
	"mask_svg": "<svg viewBox=\"0 0 264 264\" xmlns=\"http://www.w3.org/2000/svg\"><path fill=\"white\" fill-rule=\"evenodd\" d=\"M165 1V0H162ZM172 6H174V4H172ZM241 6H245V5H241ZM240 15L243 16L245 15V11L241 10ZM260 18H263V15H259ZM24 146H28V142L24 141L23 142ZM33 169H34V175L32 176V179L28 185V195L26 197H33L36 196L38 193H40V183H41V178L39 175L40 169H41V154L39 151V148L37 147L35 149V157L33 159ZM233 166H235V164H233ZM17 199V198H16ZM16 199H12V201L16 200ZM30 203V202H29ZM26 203H24L25 205ZM23 205V206H24ZM31 207L35 210L34 216L32 219H29L26 221V223L24 224L23 227V241L26 239V237L32 232L34 226L36 225V223H38L40 221V215L38 212V208H36L32 203H30ZM124 210V205H121L119 212L122 213ZM9 264H17V252L13 253L10 258H9Z\"/></svg>",
	"mask_w": 264,
	"mask_h": 264
}]
</instances>
